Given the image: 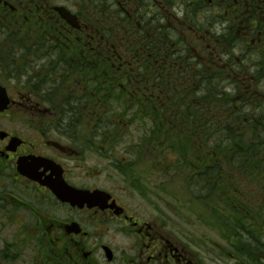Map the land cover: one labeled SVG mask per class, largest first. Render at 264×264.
<instances>
[{"label":"flooded vegetation","instance_id":"af4514ba","mask_svg":"<svg viewBox=\"0 0 264 264\" xmlns=\"http://www.w3.org/2000/svg\"><path fill=\"white\" fill-rule=\"evenodd\" d=\"M246 95L264 135V0H0V264H207L97 166L134 132L127 113L206 150ZM250 241L234 264H264Z\"/></svg>","mask_w":264,"mask_h":264},{"label":"trees","instance_id":"16d2710c","mask_svg":"<svg viewBox=\"0 0 264 264\" xmlns=\"http://www.w3.org/2000/svg\"><path fill=\"white\" fill-rule=\"evenodd\" d=\"M244 105L246 104L243 102L242 111L245 109ZM223 121V131L217 133L218 130L213 135L216 138V148L219 149V152H209L208 164L198 168V171H194L196 176L193 175L190 182L200 185V187H196L195 193L199 192L200 196L209 197L213 200L215 205L210 206L213 213H217V207L224 204L225 201L236 211L245 209V213L252 215L248 201L246 202L245 199L247 197L244 198L246 191L243 194L233 183H235L234 178L237 177L238 172L243 175L244 179L252 183L259 181V178H264L262 175L264 174V135H256L253 132L250 125V113H237L235 115L231 113ZM155 147L156 149L160 148L158 142ZM160 152H163V150ZM229 157H231L230 160ZM227 164L229 166L226 170ZM129 166L133 167V164ZM168 167V165H165L163 171H161L164 176L173 175ZM237 192L240 194V198L236 196ZM230 193H234V197H230L231 203L227 197ZM249 194L251 193L246 192L247 196ZM254 198L251 197V202ZM205 200L206 203L207 199ZM236 221L244 225L248 222L247 218L244 219L242 216H237ZM241 228L245 229L244 226Z\"/></svg>","mask_w":264,"mask_h":264},{"label":"rangeland","instance_id":"374dc122","mask_svg":"<svg viewBox=\"0 0 264 264\" xmlns=\"http://www.w3.org/2000/svg\"><path fill=\"white\" fill-rule=\"evenodd\" d=\"M132 116L133 119V127L135 128V131L133 133L134 135V142H136L137 137L140 139L142 134H147V132L150 131L149 127H140L141 123L140 120H142L141 113L140 115ZM151 122L149 121V124L147 126H151ZM137 129V130H136ZM143 129V132H142ZM147 130V131H146ZM180 151H184L187 147H190V144L186 141H183L182 143H179ZM201 150H198L199 157H203V154L200 152ZM194 156H196V153H193ZM174 154H169V157H174ZM181 157H183L181 155ZM177 158H179V155H177ZM185 157H183L184 160ZM149 161V159H147ZM151 165V163H150ZM98 170L101 171V173H98V182L101 184H107L111 188L110 180L106 176H111V173H113L111 170L110 171H105L107 167L104 165H98L97 166ZM178 174H182L183 171L187 170V167L185 168H179V165L175 166ZM117 172H114L116 175ZM148 177V176H147ZM143 178L142 182L144 183L145 187L152 186L153 190L155 192L147 194L148 196L152 197L151 201L154 203V205H160V209L156 208L159 212L162 213V215H165V212L170 215V218L174 217V221H177V227L182 230L189 229V231L192 233V242H193V247L196 253L198 254H203L204 259L207 264H217L216 258L219 256V249L216 248L217 244L220 242L221 245H223V248L225 249L226 252H230L231 256L234 254L232 252V248L229 246V241H225L226 239H229L232 241L234 238L233 235L230 234L227 230L230 229L231 224L228 223L225 225L224 228H222V225L218 222H222L224 219L228 216V212L222 213L221 215V220L220 217H217V214L215 216H211V213L204 212L203 210L200 211V215L196 210H199V208H195L194 205L192 206L191 210L192 215H188L183 208L179 207H186L188 208V203L191 204V200L188 198L190 196V190L186 187V182L185 181H169L165 179L164 177H160V174H157L155 178L153 177H148V178ZM242 177V174H241ZM125 184L123 178H115L112 180V187L118 191L119 193H123L122 195H128L131 203L133 204V208L138 209L145 215H151L152 217L155 216L156 214L154 212H151L153 209L145 202L142 198H135L133 197L134 193H131V191L123 186ZM126 186H128L126 184ZM165 186V188H163ZM248 187L250 189H253V187L259 191L261 188L259 187L258 184L253 185V183H249ZM158 189V190H157ZM127 191L126 193L123 191ZM162 191H165V197H161L158 195V193H161ZM117 193V192H116ZM117 193V194H119ZM120 195V194H119ZM171 200L175 202L179 206H175V204H172ZM214 203V202H213ZM191 208V205H190ZM169 209H175L176 211L178 210V216L175 214H172L169 212ZM165 211V212H164ZM167 215V216H168ZM244 215L242 214V217ZM199 219V220H198ZM200 219L202 222H199ZM231 220V218L229 219ZM204 221V222H203ZM264 223V219L262 220ZM209 225H208V224ZM218 223V225H214ZM218 228V229H217ZM224 230V234L223 231ZM254 235L258 234V230L253 231ZM225 237V238H224ZM248 238V235L242 234V238ZM264 239V236L262 235L261 240ZM210 244V245H208ZM248 248V246H245ZM221 248V247H220ZM206 253V254H205ZM230 256V255H229ZM231 257L225 258L224 263L229 264V261ZM234 264V263H233Z\"/></svg>","mask_w":264,"mask_h":264},{"label":"water","instance_id":"95a60500","mask_svg":"<svg viewBox=\"0 0 264 264\" xmlns=\"http://www.w3.org/2000/svg\"><path fill=\"white\" fill-rule=\"evenodd\" d=\"M3 102H4V101H3ZM2 108H3V105H2V107H0V110H1ZM77 195H78V194H77L76 191L71 190V191L68 193V195H65V198H66V199H69V200H72V198L78 197Z\"/></svg>","mask_w":264,"mask_h":264}]
</instances>
